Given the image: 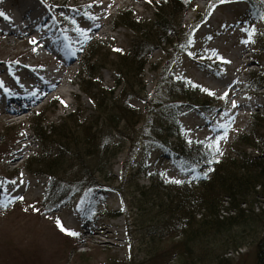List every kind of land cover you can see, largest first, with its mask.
<instances>
[{
    "label": "rangeland",
    "instance_id": "1",
    "mask_svg": "<svg viewBox=\"0 0 264 264\" xmlns=\"http://www.w3.org/2000/svg\"><path fill=\"white\" fill-rule=\"evenodd\" d=\"M166 1L0 0V12L8 17L0 16V182L4 183L0 200H12L7 208L0 209V264H260L264 214H257L264 210V197L254 202L253 211L245 214L250 215L247 219H227L225 225L217 224L218 229L206 230L196 242L191 241L189 228L175 236L158 237L151 227L134 231L128 226L125 215H111L125 210L121 193L114 188L120 186L121 181L129 188L135 183L148 186L151 175L163 177L165 181L187 178L196 182L206 175L199 168H207V164L184 168L155 142H143L132 154L126 142L113 160L112 172L107 176L102 174L104 188L76 194L55 209L43 208L53 179L46 173H38L46 171L40 164L43 143L36 131L41 132V127L45 129L51 124L58 125L79 109L84 117L92 115L95 103L82 91L83 78H89L84 58L100 48L101 55L108 57L102 62L107 64L101 67L103 63L98 55L92 61L93 70L96 77H101L103 86L113 87L116 74L110 64L118 62L114 53L129 51L137 37L133 30L120 25V14L128 12L131 21L148 24L155 19L158 6ZM192 1L194 7L182 12L177 29L180 33L171 35L173 44L165 50H153L147 58L149 63L143 72L146 95H141L154 97L158 89L166 86L168 75L192 81L212 94L224 97L227 93V98L219 101L221 107L218 105L207 112L201 107L178 115L188 141H206L203 148L207 149L219 141V152H203L215 159L230 150L237 133L253 129L254 113L264 114V87H249V72L264 69V19H261L264 10L258 12L246 0L219 4L193 34V41L181 50L178 37L187 33L193 20L204 14L211 4L210 0ZM253 28L254 43H242L248 39L245 30ZM75 29L84 30L88 39L85 41ZM215 49L228 57L230 63L217 62L212 56ZM121 89L120 86L116 94ZM36 90L38 95H44L38 98L41 102L31 105L30 99L34 98L32 94ZM201 91L205 93L202 88ZM26 93L30 99L20 103L17 98L13 99ZM233 101L236 107H232ZM131 102L148 117H156L143 97H133ZM42 105L45 106L39 109ZM14 108H23L25 116L30 118L20 124L12 123L6 117L8 114L16 116L11 111ZM42 111L44 114L37 117ZM10 126H14V130L6 133L5 129ZM48 150L56 153L53 144H49ZM261 150H264V140ZM247 152L253 154L255 150L248 148ZM29 156L34 157L35 163L26 169L25 160ZM62 161L67 168L69 165L74 170L80 167L77 161L69 159L68 153ZM14 168L19 170L13 171ZM35 205L41 209H35ZM224 205H228L227 202ZM235 214L234 209H225L220 218L238 215ZM200 216L197 215V219ZM56 218L79 236L68 240L58 230ZM253 218L257 220L254 222ZM185 239L191 251L187 258L172 252L159 256L158 253L168 247L166 244Z\"/></svg>",
    "mask_w": 264,
    "mask_h": 264
},
{
    "label": "trees",
    "instance_id": "2",
    "mask_svg": "<svg viewBox=\"0 0 264 264\" xmlns=\"http://www.w3.org/2000/svg\"><path fill=\"white\" fill-rule=\"evenodd\" d=\"M215 1L217 2L211 0L212 3ZM246 1L258 12L264 10V0ZM189 7H194L192 0H167L163 6H158L155 19L148 24L131 21L128 12L120 14V25L133 30L137 37L129 51L114 53L118 62L110 64L116 74L113 87L103 86L101 77H96L97 73L93 70L92 61L94 57L101 55L100 48L84 58L83 65L89 67L86 73L89 78H83L85 82L82 91L95 103L94 113L84 117L79 109L68 114L58 125L51 124L45 129L41 127V132L36 131L43 143L40 164L46 171L38 173H46L53 179L43 203L45 210L55 209L62 201L71 199L76 194H83L88 189L104 188L102 174L107 176L112 172L113 160L123 150L126 142L130 146V154L143 142H155L184 168L207 164L211 176L199 182L175 183L174 180L166 182L162 177L151 175L148 186L135 183L129 188L121 181L120 186L114 188L121 193L125 210H118L111 215H125L128 226L134 231L151 227L158 237L175 236L189 228L187 232L193 238L191 241L195 242L206 230L218 229L220 226L217 224L225 225L227 219L250 217L245 214L253 211L254 202L258 198L264 197V150H261L264 140V114L254 115L256 121L253 129L238 134L237 139L230 145V150L221 158L210 159V156L204 155L203 152L208 153L209 149L203 148L202 143L193 142L192 146L188 144L177 120L178 115L187 109L203 107L205 112L217 108L222 100L220 96L210 95L206 91L202 94L200 86L186 83L184 79L174 78L172 75H168L166 86L158 89L154 97L145 98L141 95H146L143 72L149 63L147 58L153 50H165L173 44L171 35L180 33L177 29L181 24L182 12ZM203 17L204 14L199 15L192 28L178 37L177 44H182L181 50L186 49L184 46L190 41L193 27ZM262 44L264 49V34ZM107 58L106 54L101 55V63ZM106 64L103 63L101 67H106ZM249 76L250 88L264 87L263 69L252 71ZM120 86L122 89L116 94ZM136 96L146 99L151 109H154L156 117H148L133 106L131 100ZM44 112L37 114V117ZM151 120H154L152 124ZM38 122L41 124L43 120ZM158 124L160 129L157 128ZM152 126L154 127L150 129ZM13 130L14 126L5 129L6 133ZM171 138L174 141L171 142ZM49 144L56 147V153L53 150L50 153ZM248 148L255 152L248 153ZM66 153L72 162L77 161L80 166L78 169L74 170L72 165L69 168L63 166L62 160ZM209 160L212 163H208ZM34 163V157L26 158V169H30ZM225 202L228 205H224ZM35 209L41 208L35 205ZM225 209H234L235 215H238L220 218L221 211ZM261 214H264V210L257 215ZM197 215H201L199 219ZM224 228L223 226L221 229ZM65 236L68 240L71 238ZM166 246L168 247L161 254L158 253L160 257L172 252L187 258L191 253L186 239L171 241ZM259 246V262L263 264L264 237Z\"/></svg>",
    "mask_w": 264,
    "mask_h": 264
},
{
    "label": "snow or ice",
    "instance_id": "3",
    "mask_svg": "<svg viewBox=\"0 0 264 264\" xmlns=\"http://www.w3.org/2000/svg\"><path fill=\"white\" fill-rule=\"evenodd\" d=\"M148 2L150 3L151 0H148ZM230 2H232V0H217V4L213 5V10L219 4L230 3ZM110 6L111 5H109V7ZM89 7H91V5H89ZM209 14H211V12ZM0 16H4L6 19H8V17H6L3 12H0ZM90 18L95 19V17H90ZM261 19H264V16H262ZM75 30L78 32L79 35L84 37L85 41L88 39L87 33L84 30H82V29H75ZM245 31H247L248 39L242 40L241 42L244 43V44L254 43V40L252 39V37L255 35V29L253 28L251 31H248V30H245ZM32 42L35 43V41H32ZM115 51H121V50L120 49H115ZM221 60H223V58H221ZM223 62L229 63L230 61H223ZM0 87H2V82H0ZM203 90L206 91V92H209V90H207V89H203ZM209 94L211 95L212 93L209 92ZM222 98H227V93H225L224 97H222ZM232 107H236V104H235L234 101L232 102ZM209 151H210V153L211 152H219V141H216L215 144L209 145ZM208 163H212V161L209 160ZM173 182L181 183V181H179V180H176V181H173ZM9 183L15 184L16 182L15 181H10ZM0 188H4V183L3 182H0ZM4 190L7 191L6 188ZM16 199L23 200L24 198L23 197H17ZM11 203H12V200H8L6 202L4 200H0V209L7 208ZM83 203H84V201H81L82 205H83ZM56 226L59 229V231L62 232L63 234H65V235L73 236V237L79 236V233L74 232L71 229L66 228L63 225V223L60 221L59 218H56Z\"/></svg>",
    "mask_w": 264,
    "mask_h": 264
},
{
    "label": "bare ground",
    "instance_id": "4",
    "mask_svg": "<svg viewBox=\"0 0 264 264\" xmlns=\"http://www.w3.org/2000/svg\"><path fill=\"white\" fill-rule=\"evenodd\" d=\"M19 100V102H22V99H18ZM17 102V101H16ZM9 103H11V102H9ZM12 113L13 114H21L20 112H18V111H12ZM11 114H8V116H10Z\"/></svg>",
    "mask_w": 264,
    "mask_h": 264
}]
</instances>
